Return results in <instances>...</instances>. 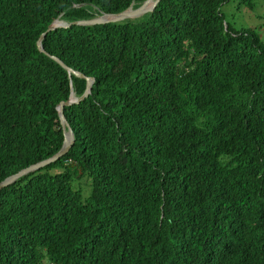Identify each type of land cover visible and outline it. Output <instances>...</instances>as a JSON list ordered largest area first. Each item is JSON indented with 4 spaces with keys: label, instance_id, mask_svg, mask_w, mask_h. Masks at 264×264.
I'll list each match as a JSON object with an SVG mask.
<instances>
[{
    "label": "trees",
    "instance_id": "trees-1",
    "mask_svg": "<svg viewBox=\"0 0 264 264\" xmlns=\"http://www.w3.org/2000/svg\"><path fill=\"white\" fill-rule=\"evenodd\" d=\"M143 1L0 0V182L61 148L86 87L40 34ZM227 1L46 34L94 81L69 151L0 190V264H264V41Z\"/></svg>",
    "mask_w": 264,
    "mask_h": 264
},
{
    "label": "water",
    "instance_id": "water-1",
    "mask_svg": "<svg viewBox=\"0 0 264 264\" xmlns=\"http://www.w3.org/2000/svg\"><path fill=\"white\" fill-rule=\"evenodd\" d=\"M160 0H144L140 5L133 8L130 6L129 8L117 12V13H101L98 14L90 19H82V20H75L72 22H66L59 18L55 19L51 24L48 25L47 29L40 34L38 40H37V47L38 50L42 53H45L49 57H51L54 61H56L61 67H63L68 73H73L75 76L80 78L86 79V87L84 92L81 96L75 97L73 93L70 94L68 100L61 101L58 104L57 110H58V117L60 125L63 129V142L61 148L51 157H48L44 160H41L37 163H34L26 168H23L19 170L18 172L6 177L0 182V190L4 187H7L8 185L15 182L20 177L27 175L29 173L35 172L41 168L46 167L47 165H50L51 163H54L58 159H60L63 155H65L71 146L74 143V135L72 132V129L69 126V123L67 122L64 114H63V107L71 105L73 103H79L84 98H86L91 90L92 83L94 81L91 77H86L83 74L74 71L67 65H65L59 58L49 55L47 52L44 51L42 46V40L45 38L46 34L50 31H53L57 28H68L72 25H80V26H94V25H101V24H108V23H118L122 22L124 20H133L142 17L144 14L151 12L154 10L156 5L159 3Z\"/></svg>",
    "mask_w": 264,
    "mask_h": 264
},
{
    "label": "rangeland",
    "instance_id": "rangeland-1",
    "mask_svg": "<svg viewBox=\"0 0 264 264\" xmlns=\"http://www.w3.org/2000/svg\"><path fill=\"white\" fill-rule=\"evenodd\" d=\"M240 0H228L221 7L225 20L235 28H252L264 41V0H253L251 8L239 3ZM134 8V7H133ZM72 185L82 191L83 197L90 193L87 177H75Z\"/></svg>",
    "mask_w": 264,
    "mask_h": 264
}]
</instances>
